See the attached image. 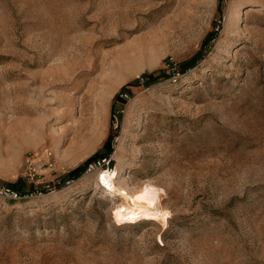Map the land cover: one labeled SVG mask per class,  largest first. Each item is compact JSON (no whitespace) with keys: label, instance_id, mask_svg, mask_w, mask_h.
<instances>
[{"label":"rangeland","instance_id":"rangeland-1","mask_svg":"<svg viewBox=\"0 0 264 264\" xmlns=\"http://www.w3.org/2000/svg\"><path fill=\"white\" fill-rule=\"evenodd\" d=\"M0 264H264V0H0Z\"/></svg>","mask_w":264,"mask_h":264},{"label":"bare ground","instance_id":"bare-ground-1","mask_svg":"<svg viewBox=\"0 0 264 264\" xmlns=\"http://www.w3.org/2000/svg\"><path fill=\"white\" fill-rule=\"evenodd\" d=\"M235 8L236 5L233 8L231 17L227 19L228 21H231L233 19L235 15ZM117 151L114 154L115 156L118 153ZM103 170H100L98 172L97 181L99 182V175L101 172H103V177L110 183L111 187L114 189L113 191H111L112 194L114 193L115 195L121 196V203L115 206V213L119 215L120 218L123 219L136 217L138 215L154 217L157 219L163 218L164 209L161 205V190L152 187H146L141 190H133L131 187L125 185L124 183H120L117 181L118 167L113 170Z\"/></svg>","mask_w":264,"mask_h":264},{"label":"trees","instance_id":"trees-1","mask_svg":"<svg viewBox=\"0 0 264 264\" xmlns=\"http://www.w3.org/2000/svg\"><path fill=\"white\" fill-rule=\"evenodd\" d=\"M215 32L214 31H210L208 33V35L204 38L203 40V46L208 45V42L215 36ZM201 53H197L195 56H193L192 59H190L189 61L184 62L185 64L191 63V65L196 64V62L198 61V57ZM166 75L165 71H162V69L159 70H154L151 72H146L145 73V77L147 78L146 82L150 83L153 82L155 80H157L158 78L162 77ZM132 84V81L126 83L125 85H123L120 89L119 92H123L125 90H130L129 86ZM117 97L119 98V94H117ZM112 135H109L108 138L106 139L105 143H104V150H97L95 153H93L92 155H90L83 163H81L80 165H78L77 167H75L74 169L70 170L68 175L69 176H73L76 177L78 175H80L82 172H85V170L88 168V166L97 161L98 159L101 158H105L108 157L110 155V152L112 150ZM6 187L16 190L17 192H19L20 194H24L26 192V185L28 184L25 178L19 177L16 181L14 182H6ZM33 186V184H31Z\"/></svg>","mask_w":264,"mask_h":264},{"label":"built area","instance_id":"built-area-1","mask_svg":"<svg viewBox=\"0 0 264 264\" xmlns=\"http://www.w3.org/2000/svg\"><path fill=\"white\" fill-rule=\"evenodd\" d=\"M110 161V158H108L107 159V162H109ZM104 168V170L103 171H105V170H112V166H106V167H103ZM103 177V172H101L100 173V175H99V184H100V186L104 189V190H106V191H113L114 189L111 187V185H110V183L103 177V180L101 179ZM114 178H115V175H114ZM4 189H1V191H3ZM10 192V195L12 196V197H18L19 196V193L18 192H16V191H9Z\"/></svg>","mask_w":264,"mask_h":264},{"label":"snow or ice","instance_id":"snow-or-ice-1","mask_svg":"<svg viewBox=\"0 0 264 264\" xmlns=\"http://www.w3.org/2000/svg\"><path fill=\"white\" fill-rule=\"evenodd\" d=\"M101 179L103 180V177Z\"/></svg>","mask_w":264,"mask_h":264}]
</instances>
